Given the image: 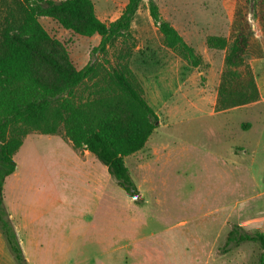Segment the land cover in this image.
<instances>
[{
    "label": "rangeland",
    "instance_id": "1",
    "mask_svg": "<svg viewBox=\"0 0 264 264\" xmlns=\"http://www.w3.org/2000/svg\"><path fill=\"white\" fill-rule=\"evenodd\" d=\"M92 1L106 23L118 19L127 4V0ZM149 1L141 3L130 36L113 41L105 53L96 51L98 36L83 38L40 18L76 66L89 62L107 70L129 66L158 122L145 147L127 159L141 195L135 200L130 196L129 202L140 206H123V195L128 196L117 185L120 192L111 197L104 231L95 226L85 241L72 239L71 218L78 219V211L62 206L33 220L51 204L52 199L44 196L48 192H70L87 184L75 169L72 173L57 169L62 129L56 135L28 134L15 155L18 173L7 177L6 196L3 192L25 264H45L41 256L62 253L77 254L79 264L84 257L92 258L89 264H115L124 255L129 264H260L263 250L258 244L227 245V236L234 226L264 233V8L245 0H153L162 18L202 58L195 68L165 47L150 16ZM239 20L248 23L252 36L246 65L238 72L253 73L260 99L219 111L226 52L208 49L206 38L223 36L232 42ZM97 84L87 82L78 95L86 97L103 83ZM67 194L63 199H71ZM121 222L128 224L127 230L118 235ZM41 241L49 243L47 253L41 250ZM136 247L140 253L132 254Z\"/></svg>",
    "mask_w": 264,
    "mask_h": 264
},
{
    "label": "trees",
    "instance_id": "2",
    "mask_svg": "<svg viewBox=\"0 0 264 264\" xmlns=\"http://www.w3.org/2000/svg\"><path fill=\"white\" fill-rule=\"evenodd\" d=\"M144 0H127L122 14L106 23L96 14L92 0H0V231L17 264H25L19 240L3 205L6 178L15 173L16 153L31 131L64 137L75 149L87 150L104 164L117 184L130 196L138 194L125 158L140 152L156 129L158 116L144 98L141 86L127 65L107 70L89 62L76 66L67 49L40 23L49 18L83 38L98 36L96 51L104 52L119 38L130 36L132 22ZM264 8V0H245ZM150 16L165 47L192 67L202 58L180 33L165 21L159 7L149 1ZM232 40L208 36V49L225 51L216 110L241 107L260 99L253 73L244 67L252 32L239 20ZM102 82L84 97L78 90L87 82ZM256 243L263 250L264 233H248L234 226L227 245Z\"/></svg>",
    "mask_w": 264,
    "mask_h": 264
},
{
    "label": "crops",
    "instance_id": "3",
    "mask_svg": "<svg viewBox=\"0 0 264 264\" xmlns=\"http://www.w3.org/2000/svg\"><path fill=\"white\" fill-rule=\"evenodd\" d=\"M59 139H60V142L58 143V145H59V148L63 149V151L60 152L59 157L56 158V165L58 166L57 169L60 168L64 172L70 171L71 173L73 169H75L78 173H80V175L78 176L79 179L83 180L84 184H87V187L84 188L83 186H81L82 188L80 189L77 188L76 190L70 191V192L66 190L48 192V196L47 195H44V196L52 199L51 204L47 208L46 206H44V209L41 210L40 214H34L33 220L35 218L37 220L41 218L42 220L48 213L50 212L52 213V211L55 208H61L62 206L69 208V210H74L76 212L78 211L80 212L79 213L80 216H78V219L71 218V224H72V230H73L72 239L73 241H76L77 239H81L82 241H85L88 235V231L94 229L95 226L96 227L102 226V231H104L105 215L108 216V213H109L108 211L110 210L111 197H114V194H117L118 192H120V190L119 188H117L118 184L111 177L108 171V168L104 164H102L93 154H91L87 150L81 151V150L75 149L72 142L66 139L65 137L63 139L61 138ZM22 147H24V143ZM22 147L20 149H22ZM136 154L137 153L133 155H136ZM131 156H128L125 158L126 165H127V159ZM14 160H15V157H14ZM17 173H18V170L15 171V173H13L14 177L16 176ZM61 180H62V177H61ZM6 185H7V181H5L4 190H3V192L5 191V196H6ZM234 188H236V186ZM151 192H154V190ZM67 193H69L71 199H63V198H67V195H68ZM81 196H88L89 200H87L85 203L79 198ZM127 196L128 197L126 198V195H123V198H122L123 206L125 204V206L127 205V207L131 209L137 208L140 206V205L132 204L131 202H129L130 195L127 194ZM136 196L141 197V195L139 194V191ZM136 196H131V197H133L135 200L139 198V197L135 198ZM8 204L9 206L12 205V201H9ZM10 218L14 219V215L12 213L10 214ZM108 222L109 221H106L107 232L109 229ZM204 223H203V227H205ZM127 225L128 224L125 222L118 223L117 234L118 235L125 234L126 232H124V230L126 229ZM106 235L109 236V233H106ZM48 245L49 243L45 244L44 242L42 243L41 241V250L43 249L44 252L47 253L46 248H48ZM135 245H138V243H136ZM134 250L135 251H133L132 254L140 253L138 252L137 247L134 248ZM109 255H110L111 260L115 261V259H112L114 258V256L112 254H109ZM78 259L79 258L77 254L71 255L68 253L54 254L50 256H47V255L41 256V262L42 261L47 262L45 264H48L49 263L48 261H51L52 264H79ZM80 260L82 262L81 264H89L88 262H90L92 258L84 257V259H80ZM117 261L118 262H116L115 264H129L125 255L123 256V258L117 259ZM0 264H17V262L15 261V258L9 251L6 240L4 236L2 235L1 231H0Z\"/></svg>",
    "mask_w": 264,
    "mask_h": 264
},
{
    "label": "water",
    "instance_id": "4",
    "mask_svg": "<svg viewBox=\"0 0 264 264\" xmlns=\"http://www.w3.org/2000/svg\"><path fill=\"white\" fill-rule=\"evenodd\" d=\"M139 196H136L135 198H138Z\"/></svg>",
    "mask_w": 264,
    "mask_h": 264
}]
</instances>
